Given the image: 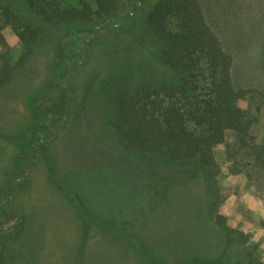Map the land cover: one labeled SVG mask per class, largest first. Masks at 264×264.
<instances>
[{
	"label": "rangeland",
	"instance_id": "374dc122",
	"mask_svg": "<svg viewBox=\"0 0 264 264\" xmlns=\"http://www.w3.org/2000/svg\"><path fill=\"white\" fill-rule=\"evenodd\" d=\"M198 1L232 56L233 85L247 90L239 104L253 121L247 144L227 133L214 147L213 165L197 158L166 163L127 145L110 124L116 91L138 80L131 71L151 45L136 9L125 30L85 44L65 104L54 80L68 48L67 30L35 19L22 0H0V8L31 16L38 29L30 58L0 86L5 264H187L224 255L264 264V0ZM22 52L0 10V56L13 65ZM35 114L60 118L52 117L46 129L54 134L49 143H40L26 169H18L20 149L13 141L30 138ZM138 165L182 171L155 183Z\"/></svg>",
	"mask_w": 264,
	"mask_h": 264
},
{
	"label": "trees",
	"instance_id": "16d2710c",
	"mask_svg": "<svg viewBox=\"0 0 264 264\" xmlns=\"http://www.w3.org/2000/svg\"><path fill=\"white\" fill-rule=\"evenodd\" d=\"M22 1L29 15L49 26L65 28L70 36L54 80V88L62 93L65 104L70 100L66 97L69 95L67 85L71 82L69 76L84 57L85 44L125 30L133 24L135 9L141 13L143 27L151 38L150 49L139 51V66L131 71L138 73V80L116 91V113L110 123L115 134L130 147L157 154L169 164L197 158L204 165H213L214 147L224 141L227 133H232L237 142L247 144L253 121L239 104L247 90L234 87L232 56L207 24L198 0ZM0 10L23 46L21 56L13 65L9 58L0 56L2 86L11 80L14 70L30 58L38 29L32 25L31 16L23 17L9 5ZM108 79L106 84L112 89L110 77ZM37 117L36 114L33 117L35 122L26 143L22 139L13 141L20 149L18 169H26L24 163L21 164L23 154L27 160L29 155L38 154L40 143H49L54 134L46 135V129L50 128L52 117L60 118L52 114L46 115L45 119L38 120ZM136 167L141 173L148 172L147 180L155 183L182 171L171 167L156 170ZM95 215L92 217L97 218ZM0 264L5 262L0 259ZM187 264L261 263L254 259L242 262L239 257L230 261L224 255L214 261Z\"/></svg>",
	"mask_w": 264,
	"mask_h": 264
},
{
	"label": "flooded vegetation",
	"instance_id": "af4514ba",
	"mask_svg": "<svg viewBox=\"0 0 264 264\" xmlns=\"http://www.w3.org/2000/svg\"><path fill=\"white\" fill-rule=\"evenodd\" d=\"M54 84L56 85V82H55ZM55 91H56V90H55ZM56 92H57V91H56ZM53 96H55V94H54ZM49 97H50V96H49ZM50 99H51V97H50ZM51 100H52V99H51ZM32 141H33V144H35V143H36V138H34ZM22 156H23L24 158H23V157L21 158V164H22V163H25V161H26V160H24L25 157H26V155L23 154ZM16 179H18V177H17Z\"/></svg>",
	"mask_w": 264,
	"mask_h": 264
}]
</instances>
